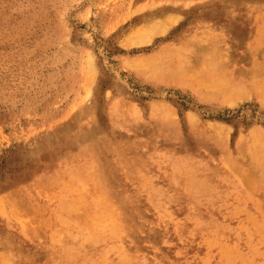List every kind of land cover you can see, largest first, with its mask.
<instances>
[{
    "label": "rangeland",
    "instance_id": "374dc122",
    "mask_svg": "<svg viewBox=\"0 0 264 264\" xmlns=\"http://www.w3.org/2000/svg\"><path fill=\"white\" fill-rule=\"evenodd\" d=\"M0 264H264V0H0Z\"/></svg>",
    "mask_w": 264,
    "mask_h": 264
},
{
    "label": "bare ground",
    "instance_id": "6f19581e",
    "mask_svg": "<svg viewBox=\"0 0 264 264\" xmlns=\"http://www.w3.org/2000/svg\"><path fill=\"white\" fill-rule=\"evenodd\" d=\"M156 65H157V64H156ZM156 65H155V66H156ZM148 66H149V64H148ZM152 67H153V63H152ZM151 71H152V70H151ZM155 71H156V69H155ZM211 87H212V86H211ZM78 212H79V211H78ZM71 213H72V212H71ZM115 213H116V212H115ZM87 228H88V227H87ZM102 235H103V234H102ZM89 236H91V235H89ZM100 237H101V236H100ZM84 241H85V240H84ZM84 241H83V242H84ZM87 241H88V240H87ZM90 241H91V240H90ZM128 259H129V258H128ZM131 261H132V260H131Z\"/></svg>",
    "mask_w": 264,
    "mask_h": 264
}]
</instances>
